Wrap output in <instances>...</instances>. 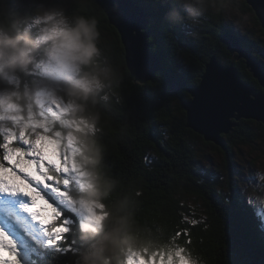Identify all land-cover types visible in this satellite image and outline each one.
<instances>
[{"label":"trees","instance_id":"obj_1","mask_svg":"<svg viewBox=\"0 0 264 264\" xmlns=\"http://www.w3.org/2000/svg\"><path fill=\"white\" fill-rule=\"evenodd\" d=\"M133 1L151 15L147 43L149 51L162 64L154 80L144 85L130 80L119 36L102 10L92 0L69 5V11L79 8L82 13L97 17L102 46L125 72L120 89L122 101L110 107L102 133L107 145L106 162L123 186L114 195H125L131 190L129 186L139 188L141 195L135 197L137 222L151 229L160 244L177 230L187 229L190 235H181L178 242L203 264H264V222L253 208L242 203L231 177L223 194L219 190L221 182L206 174L203 164L198 162L196 142L215 150L218 147L185 127L180 103L190 98L188 91L199 84L213 55L223 66L233 65L243 82L262 92L244 61L237 60L220 41L225 32L237 34V31L223 22L224 14H221L204 20L198 30L199 37L192 39L185 36L189 31L186 26L170 27L163 22L169 7L167 0ZM237 4L260 27L245 1L233 0V6ZM259 30L264 38V31ZM240 39L242 47L264 65V43L259 45L245 34ZM172 82L178 88L176 95L171 90ZM254 126L264 135V125L241 120L224 136L225 170L230 171L232 150L237 145L254 142ZM198 202L202 213L195 209ZM189 219L198 223L191 225ZM186 239L191 243L185 244ZM67 240L70 242L68 235ZM71 257V253L60 255L53 250L46 256L45 264H70Z\"/></svg>","mask_w":264,"mask_h":264},{"label":"clouds","instance_id":"obj_2","mask_svg":"<svg viewBox=\"0 0 264 264\" xmlns=\"http://www.w3.org/2000/svg\"><path fill=\"white\" fill-rule=\"evenodd\" d=\"M167 2L163 22L186 26L185 36L192 39L199 37L204 20L233 10V0ZM98 24L95 15L69 11L64 0H0V123L13 124L15 115L47 118L62 132L65 147L75 148L66 193L78 210L68 228L70 264H125L130 251L160 244L137 222L135 197L141 190L129 186L125 195H114L123 186L106 162L102 133L110 107L122 101L125 72L102 46ZM53 104L57 108L49 112ZM253 176L255 183L242 182L241 192L264 213V168ZM191 260L203 264L198 256Z\"/></svg>","mask_w":264,"mask_h":264},{"label":"snow or ice","instance_id":"obj_3","mask_svg":"<svg viewBox=\"0 0 264 264\" xmlns=\"http://www.w3.org/2000/svg\"><path fill=\"white\" fill-rule=\"evenodd\" d=\"M9 107L19 111L15 105ZM56 108L53 104L48 110ZM10 119L11 125L0 123V253H8V257L0 255V264H45L50 251L72 252L67 235L78 210L66 193L75 168V148L65 147L62 132L47 118ZM72 139L68 137L69 142ZM38 199L46 209L35 208ZM46 210L50 215L43 216ZM257 215L264 222V213ZM181 235L190 234L187 229L177 230L151 250L130 251L125 264H192L188 249L178 242ZM188 243L190 239L185 240Z\"/></svg>","mask_w":264,"mask_h":264},{"label":"water","instance_id":"obj_4","mask_svg":"<svg viewBox=\"0 0 264 264\" xmlns=\"http://www.w3.org/2000/svg\"><path fill=\"white\" fill-rule=\"evenodd\" d=\"M105 14L120 39L124 63L132 82L141 85L154 80L162 70L161 60L151 53L148 23L151 15L133 0H92ZM264 31V0H244ZM220 41L244 61L246 70L258 83L262 92L243 82L233 65L223 66L215 55L205 66L199 84L188 91L189 99L181 100L185 113V127L205 142L225 150L224 136L241 120L264 125V65L241 45L240 36L225 32ZM173 94L178 93L174 82Z\"/></svg>","mask_w":264,"mask_h":264},{"label":"rangeland","instance_id":"obj_5","mask_svg":"<svg viewBox=\"0 0 264 264\" xmlns=\"http://www.w3.org/2000/svg\"><path fill=\"white\" fill-rule=\"evenodd\" d=\"M74 2H76V0H64L65 6L68 9L69 5ZM232 8L233 10L231 12H229L228 14H224L223 22L230 29L236 30V33L239 36L245 34L252 41L258 43L259 45H263L264 38L260 34V27L256 25L252 16L243 14L241 12V7L239 6V4L234 6L232 5ZM173 114L175 115V117L178 116L176 111ZM253 129L256 137L254 142L250 143L249 145H237L232 150L231 166L228 167L230 171L228 169L225 170V158L223 155L224 150L220 148H217L218 150H215L212 146L205 145L201 141H198L196 142V151L199 156L198 162L201 165L203 164L204 170L207 173L203 169L202 171L206 174H212V176L216 180L221 182V187L219 189L220 192H222L223 194L226 193V182L228 181V178L231 177L230 180L232 184L235 185L237 194L242 203L247 207L253 208L255 210V213L257 214V209L252 206V202L249 203V200H247L241 192L242 182L255 183L253 176L255 170L258 168H264V135L261 134V131H259L256 126H254ZM28 171L35 174L32 169H28ZM229 173L231 174V176ZM49 203H51V201H49ZM200 205V202H198L195 206V209L198 213L202 211ZM35 208L46 209L47 206L38 199ZM42 215L48 216L50 215V211L46 210L42 212ZM5 231H8V228L6 226ZM9 234L11 235V233ZM0 255L8 257V253L6 251L0 253ZM138 264H142V261L138 262Z\"/></svg>","mask_w":264,"mask_h":264}]
</instances>
